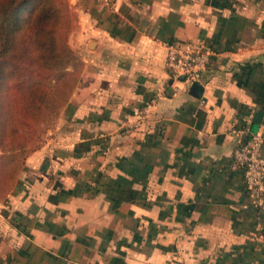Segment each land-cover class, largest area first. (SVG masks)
Segmentation results:
<instances>
[{
	"label": "crops",
	"instance_id": "1",
	"mask_svg": "<svg viewBox=\"0 0 264 264\" xmlns=\"http://www.w3.org/2000/svg\"><path fill=\"white\" fill-rule=\"evenodd\" d=\"M69 3L83 69L0 197V264H264V184L233 156L257 129L264 152V0ZM199 41L200 83L173 80L165 44Z\"/></svg>",
	"mask_w": 264,
	"mask_h": 264
},
{
	"label": "rangeland",
	"instance_id": "2",
	"mask_svg": "<svg viewBox=\"0 0 264 264\" xmlns=\"http://www.w3.org/2000/svg\"><path fill=\"white\" fill-rule=\"evenodd\" d=\"M68 6V29L66 41L70 48L69 61L66 66L71 70L69 77L63 78L56 83L55 70L49 68H39L28 62V53L19 51L21 58V67L13 71V76L7 78V89L0 92V109H12V119H10L8 128L1 130L0 138V197L6 194L14 186L17 178L20 176L27 155L40 147L44 141L48 140L55 129L54 124L61 115L66 103L73 92L80 78L83 69L82 54L77 52L76 44L80 40L75 35L78 24L75 22V14L69 0H66ZM77 25V26H76ZM27 48V46H26ZM16 61V60H15ZM34 69L35 74L47 83L42 85H33L29 76L26 75L27 69ZM11 69L8 65L6 71ZM74 80V83L72 84ZM34 86L36 91V103L29 104V109L23 107L24 97L28 101L26 87ZM7 93L8 100H3ZM23 99V100H22Z\"/></svg>",
	"mask_w": 264,
	"mask_h": 264
},
{
	"label": "trees",
	"instance_id": "3",
	"mask_svg": "<svg viewBox=\"0 0 264 264\" xmlns=\"http://www.w3.org/2000/svg\"><path fill=\"white\" fill-rule=\"evenodd\" d=\"M67 10L66 0H0V92H5L7 78L21 67L19 51L24 49L23 46L30 64L55 70L57 84L72 74L66 68L70 54L66 41ZM8 65L11 69L6 71ZM26 75L33 80V85L41 87L47 83L35 74L34 69H27ZM37 90L34 86L26 87L28 101L25 97L22 99L24 108L29 109V104L36 103ZM3 98L10 102L7 93ZM10 119L12 109L8 105L6 110L0 109V138L1 130L8 128Z\"/></svg>",
	"mask_w": 264,
	"mask_h": 264
},
{
	"label": "built area",
	"instance_id": "4",
	"mask_svg": "<svg viewBox=\"0 0 264 264\" xmlns=\"http://www.w3.org/2000/svg\"><path fill=\"white\" fill-rule=\"evenodd\" d=\"M210 52L203 41L179 45L174 42L165 44L164 66L168 75L174 80L183 76L187 84L200 81L203 71L209 63ZM153 99L145 101L133 114L126 118L123 126L132 129L144 122L153 106ZM233 133L242 134L245 128H233ZM246 138L238 139L233 150L234 159L240 168L245 187L255 196L264 184L263 133L260 129L248 131Z\"/></svg>",
	"mask_w": 264,
	"mask_h": 264
},
{
	"label": "water",
	"instance_id": "5",
	"mask_svg": "<svg viewBox=\"0 0 264 264\" xmlns=\"http://www.w3.org/2000/svg\"><path fill=\"white\" fill-rule=\"evenodd\" d=\"M180 78H181L182 80L184 79L183 76H180ZM199 83H200V81H193V82L190 83V84H191V85H195V84H199ZM263 112H264L263 109H260L259 111H257L256 116H255V120H256L257 122H260V121H261V118H262V116H263Z\"/></svg>",
	"mask_w": 264,
	"mask_h": 264
}]
</instances>
